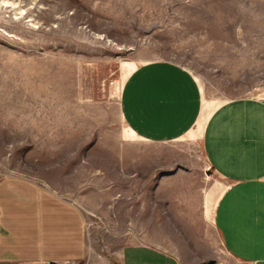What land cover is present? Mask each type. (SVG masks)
<instances>
[{
	"label": "rangeland",
	"instance_id": "374dc122",
	"mask_svg": "<svg viewBox=\"0 0 264 264\" xmlns=\"http://www.w3.org/2000/svg\"><path fill=\"white\" fill-rule=\"evenodd\" d=\"M160 62L192 76L202 109L186 135L148 141L125 123L122 95ZM250 98L264 99V0H0V179L77 201L100 254L126 237L180 264H247L215 225L229 182L203 124Z\"/></svg>",
	"mask_w": 264,
	"mask_h": 264
},
{
	"label": "crops",
	"instance_id": "0c3cea01",
	"mask_svg": "<svg viewBox=\"0 0 264 264\" xmlns=\"http://www.w3.org/2000/svg\"><path fill=\"white\" fill-rule=\"evenodd\" d=\"M201 109L198 83L166 62L141 67L122 95L125 123L148 141L186 135ZM203 119L204 113L198 126ZM203 129L208 161L229 182L215 211L224 247L247 264H264V99L225 103ZM86 224L77 201L20 176L0 179V264H180L175 255L126 237L119 248V238L108 239L109 252L100 254Z\"/></svg>",
	"mask_w": 264,
	"mask_h": 264
},
{
	"label": "water",
	"instance_id": "95a60500",
	"mask_svg": "<svg viewBox=\"0 0 264 264\" xmlns=\"http://www.w3.org/2000/svg\"><path fill=\"white\" fill-rule=\"evenodd\" d=\"M54 264H56V263H54Z\"/></svg>",
	"mask_w": 264,
	"mask_h": 264
}]
</instances>
